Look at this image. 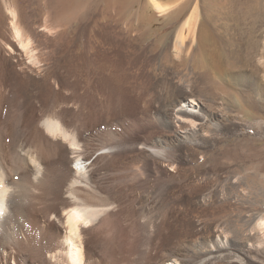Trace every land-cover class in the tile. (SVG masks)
<instances>
[{"label":"bare ground","instance_id":"bare-ground-1","mask_svg":"<svg viewBox=\"0 0 264 264\" xmlns=\"http://www.w3.org/2000/svg\"><path fill=\"white\" fill-rule=\"evenodd\" d=\"M60 1V17L68 21L76 11L83 18L91 0ZM5 5L10 30L13 38H16L12 39L13 47L7 49L6 54L30 77L43 75L48 70L46 62L42 61L40 54H33L29 46L31 41L24 33L26 30L23 32V26L20 27L16 20L14 6L9 2ZM185 6L182 3L177 7L176 4L160 0H146L138 7L133 5L142 13L153 9L157 15L168 17L176 16ZM190 19H184L177 34L179 42L183 41V28L189 26L192 22ZM261 30L264 32V29ZM115 53L110 57L105 49H81L78 56L81 64H73L75 60H71V70L77 72L76 68L82 76L85 72L89 74V69L84 70L88 63L100 64L103 85L94 87L82 80L85 85L81 91L87 96L86 105L82 106L83 115L92 117L89 122H97L95 125L88 123L86 127H81V119H72L65 113L54 112L52 108L40 105L30 112L27 119L31 126L28 129L22 127L21 130L15 123L8 141L5 144L0 142V264H88L84 244L90 234L103 237L94 244L112 252L114 257L121 246L127 249L130 262L145 264L131 257L136 244V228L143 239L140 247L146 251L151 247L152 252H160L158 259L153 261L151 258L152 262L147 264H264V252L260 250L264 247V212L255 207L243 212L247 226L235 237L228 238L220 229H211L203 234V224L194 215L192 224L196 234L190 243L164 245V249L162 246L157 249L156 242L154 246L150 243L153 236H156V241L161 237L168 238L170 225L169 228L164 227L163 234L158 235L160 226H164L176 214L181 217L185 208L210 205L218 192V197L227 201L232 198L247 200L246 197L251 194L250 187L243 183L245 179L240 182L244 178L240 172L242 170L235 169L236 172L231 173V169H228L222 178L220 176L226 186L230 183L235 185V194H232L214 182L217 177L213 171L197 172L193 167L198 159L203 161L198 166L218 162L230 166V154L226 151L224 154L227 156L219 158L215 149L218 143L223 144L233 135L239 136L241 129L248 125V121L243 120L246 119V108L235 107L233 110L232 99L236 93L216 77L215 70L220 69L224 60L221 57L227 56V53L224 52L222 56L219 49H150L149 54L146 53L152 56L148 67L143 66L146 55L140 60L135 55L127 58L124 55L122 58L119 50ZM120 58L121 63L118 64ZM260 58L262 61V56ZM139 61L142 65L137 66ZM145 69L149 83L145 80L148 78L142 76ZM147 84H150L149 90ZM63 99L68 103L67 97ZM78 101L72 98L71 105H77ZM52 107L57 108L55 105ZM103 119L107 121L101 127ZM113 119L118 121L111 122ZM262 121L259 117L254 121L255 126L261 127ZM113 123L120 128L114 129ZM143 131L147 133L142 134ZM121 137H125V141ZM64 159H71L70 163H81L83 167L78 171L72 164H64ZM139 162H143L144 166H138ZM244 165V170L249 168L254 172L253 175L248 174L250 180L261 183L264 177L261 162ZM162 167L171 172L166 174L169 179L164 185L158 187ZM170 182L178 185L173 186ZM202 182L206 185L204 189L192 193L184 206L181 195L188 192L185 188L193 190L195 185ZM168 190L171 191L170 198H167ZM132 191L138 193L137 201L127 202L125 214L119 211L117 214L116 210L120 209L118 201ZM174 207L177 209L175 214L170 213ZM31 211L40 215H33ZM25 215L32 217V222L28 221L32 227L36 224L42 230H46L48 223L45 222L51 221L52 224L47 225L48 230L57 234L54 243L43 239V253L38 251L42 253L43 260L38 258L40 254L37 253L38 257L32 255V251L25 246L29 240L36 242L39 235L38 231H31L30 224L22 219ZM131 216L134 217L133 221L130 220ZM111 244L118 249L111 247Z\"/></svg>","mask_w":264,"mask_h":264},{"label":"rangeland","instance_id":"rangeland-1","mask_svg":"<svg viewBox=\"0 0 264 264\" xmlns=\"http://www.w3.org/2000/svg\"><path fill=\"white\" fill-rule=\"evenodd\" d=\"M145 1L146 0H91L86 8V15L83 18L76 11L71 20L66 21L60 17L62 11L60 0H0V142L5 144V142L8 141L10 130L14 127L13 124L15 123L21 130L23 128L28 129L31 124L27 118L31 114L30 112H33L36 106L40 105L45 108H52L54 112L65 113L72 119H81V127H86L88 123H91L89 120H91L92 117L87 118L85 114L83 115L82 106L86 105L87 96L81 92L83 85H85L82 80L90 82L94 87L97 85V87H99V85L102 86L103 84L100 78L101 72L99 62H93L94 64L88 63L87 67L84 69H89L88 75L85 72V75L82 76L78 73L79 70L76 68L75 70L77 72L71 70L72 61L75 60L73 64H81V60H78L79 51L81 49H105L106 55L110 57L116 54V50H119L123 55L122 58H124V55L126 56L125 58L135 55L136 57H140V60L147 52V55L149 54L150 49H219L222 56L224 52L227 53V56L225 54V57H221V59L223 58L224 60H222L220 69L217 67L218 70H215L216 77L219 81L222 80L221 82L224 86L226 85L232 92L236 93L232 99L234 103L233 110H235V107H245L247 114L246 119L243 118V120H247L248 125L241 129L239 136L233 135L226 139L225 142H222L223 144L218 143L219 146L215 149V152H217L215 154L219 158L227 156L224 154L226 151L228 155L230 154V159H228L231 163L230 166L219 162L215 165L203 163L198 166L203 162L202 159H198L196 164H193V167L197 172H205V170L213 171L214 175L217 177V180H214V182L218 185L220 184L219 187L223 186L227 188L226 191L229 190L232 194H235V185L230 183V185L227 184L228 186H226L220 179L228 169H231L232 172L229 171L231 173L236 172V170H242L240 172L241 175H244L242 176L244 178H242L240 182H243L245 179L243 183L250 187L249 191L251 194L246 197L247 200L244 198L242 200H233L232 198L227 201L226 199L222 200L220 196L219 199L218 192L213 203L210 205H204L199 208H185L186 210H184V213H181V217H179L180 214H176L177 217L175 216L172 220L165 222L164 226H160L157 232L158 235L163 234L164 227L167 226V228H169L168 226L170 225L167 231L168 234H170L167 236L168 238L161 237L160 240L157 239L156 241V236H153L151 237L150 243L154 246V242H156L157 249L162 247L164 249L165 246L169 245L190 243L191 239H194L196 234L192 224L194 215L197 216L196 218L201 220L200 222L204 225H202L203 234H207L211 229H220L223 234L226 233V235H228V238L235 237L246 229V218L243 216L246 210H253L255 207L257 210H261L260 212H264V177H262L261 183H256V181L250 180V175L248 176L249 173L253 175L254 172L249 171V168L245 170L243 168L245 167L244 164L260 161L262 166L261 171L264 173V32L261 30L264 29V0H160V2L163 3L170 2L171 4H176L177 7L182 5V3L186 5L185 8L174 17L157 15V12L153 9L144 10L146 13H142L133 7L134 4L138 7ZM8 2L14 6L18 25L20 27L23 26L22 28L24 30L21 28L23 32L26 30L24 33L31 41L29 46L34 51V53L33 51L32 53L40 54L42 61L46 62L48 70L39 77H30L31 75L29 73L20 69L17 62L13 61V59L6 54L7 49L13 47L12 39L16 40L15 37L13 38V34L10 30L9 15L5 7V3ZM187 17H190V22H192L189 26H184L183 41L179 42L177 34L182 27L184 19ZM44 24L45 29L43 28ZM259 27L262 28L260 29ZM258 50H262V53ZM256 51L259 53H254ZM258 54L262 56V61ZM73 56H75V58ZM151 60L152 56H147L143 66L148 67L150 62H152ZM103 62L104 65H106L105 59H103ZM120 63L121 58L118 64ZM140 65L142 64L139 61L137 66ZM142 76L148 78L146 69ZM145 80H147L146 83L150 82L149 78ZM149 87L150 84H147V90L150 89ZM93 95L95 98L97 91L93 93ZM63 96L68 98L69 104L63 101ZM236 97H238V99H236ZM72 98L77 101L79 100L77 105H71ZM238 102H241V104ZM49 105L51 107H49ZM53 105L57 108L52 107ZM96 108L97 107H95V110ZM55 109H57V111H55ZM80 113L81 115H79ZM17 116H21V118L19 117L17 119ZM259 117L263 121L260 124L261 127H256L254 121H257ZM15 118L17 122L22 118L23 120L17 123ZM106 121L104 120V124H101V127L106 125ZM116 121L118 120L113 119L111 122ZM95 123L97 122H92L91 124L95 125ZM107 126H109V124H107ZM112 126L114 129L120 128L117 123H113ZM27 133H29V131ZM141 133L146 134L147 132L143 131ZM260 134L261 137H259ZM132 136L134 138V134ZM121 138H124L123 141H125V137ZM2 143H0V147ZM119 155H122V151ZM68 160L71 161V159ZM70 161L64 159L63 162L69 166L72 164L74 167L78 168V171L83 167L81 163H70ZM143 164V162H139L138 166L142 167L144 166ZM164 169V167L160 168L161 180L157 182L158 187L163 186V183L169 179L166 174L171 171ZM170 183L173 186L178 185L175 182ZM205 186V183L202 182L199 185H195L193 190H189V187H186L185 190H188L189 193L187 192L181 195L184 206L186 202H189L191 195L201 191ZM145 188L146 187H144L143 190ZM125 190H127V187ZM169 190L171 189L169 188ZM169 190L167 198L171 196L169 193L171 191ZM136 193V191H134V193L132 191L118 201L120 209H117V206V208L115 207V209H117V214L119 212H124L125 214L124 209L127 202L137 201L138 193ZM108 195H110V193ZM175 199L180 200L179 198ZM174 208L175 209L170 210V213L175 214L174 211L177 209L176 207ZM32 213L36 216L40 215V213ZM185 213L187 214L184 215ZM133 218L134 217L131 216L130 220L133 221ZM22 219H25L24 221L28 224H30L28 221L32 222L31 216L25 215ZM45 223H48L45 225L46 230L38 228L36 224L33 227L30 224L32 228L31 231L35 233L38 231V240L36 242L29 240L25 244L26 248L32 251H30L32 255L36 254L38 257V254H40L38 257L39 259H41L43 253V239L48 240L50 243H54L57 239V234L52 230H48L47 225L50 226L52 224L51 221H46ZM135 234L137 236L135 241L136 244L132 254L130 253L131 257L136 258L138 261L145 262V264L158 259V254H160V252H152L151 247H148L147 251L140 247L143 239H141L137 228L135 229ZM90 235L84 244L87 255L85 259L87 258L86 260L89 261L88 264H130L132 262H130V255L125 247L122 248L119 246V250H117L118 247H115L116 245L114 244L112 246L111 244V247H114L117 250L116 253L119 254L114 257L112 252L104 250L99 244H97L99 246H97L96 243L94 244L97 239L103 237L97 234ZM33 245L35 248H33ZM32 249H34L35 252ZM261 249L264 252V247H261L260 250ZM147 255L149 258H147ZM131 264H135V262L133 261Z\"/></svg>","mask_w":264,"mask_h":264}]
</instances>
